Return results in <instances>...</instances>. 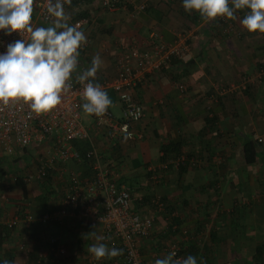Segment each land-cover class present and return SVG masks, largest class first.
I'll list each match as a JSON object with an SVG mask.
<instances>
[{"label": "crops", "instance_id": "crops-1", "mask_svg": "<svg viewBox=\"0 0 264 264\" xmlns=\"http://www.w3.org/2000/svg\"><path fill=\"white\" fill-rule=\"evenodd\" d=\"M84 6L79 11L88 9L90 19L81 28L87 46L80 50L79 70L99 54L104 63L96 82L115 77L123 53L148 49L153 32L164 43L183 38L188 45L183 59L146 75L134 91L144 113L135 126L141 140L106 144L91 130L104 158L119 171V185L128 188L132 209L154 216L155 230L139 247L142 264H154L173 248L202 264H264V34L248 33L236 13L233 31L223 36V18L194 21L199 14L186 12L182 0H93ZM67 7L68 17L69 11L79 12ZM110 99L109 110L117 115L119 102L112 93ZM81 144L76 146L83 152ZM40 148L0 157V220L18 219L12 228L0 226V260L85 264L99 225L86 228L74 217L49 224L24 218L57 209L63 195L50 179L24 181L35 172L30 161ZM182 156L184 163L176 165ZM69 166L81 178L91 175L84 163ZM154 197L164 210L151 203ZM51 238L65 248L64 255L54 254ZM97 264H123V256Z\"/></svg>", "mask_w": 264, "mask_h": 264}, {"label": "built area", "instance_id": "built-area-1", "mask_svg": "<svg viewBox=\"0 0 264 264\" xmlns=\"http://www.w3.org/2000/svg\"><path fill=\"white\" fill-rule=\"evenodd\" d=\"M102 5L112 7L108 1H103ZM33 8V14L38 19L52 23L53 18L45 11L46 0H34ZM88 23V18H71V24L79 25L80 28ZM227 25L224 33L232 30L230 22ZM21 38L17 33L5 36L0 32V52L5 51L9 43ZM158 39V33L153 32L148 49L133 48L120 55L116 61L115 77L110 81L98 82L105 91H110L116 97L120 105V117H115L108 108L102 117L91 115L92 127H84L80 114L83 85L75 77L72 78V87L54 113L35 115L26 105L0 110V157L16 155L35 146L42 147L35 151V157L30 161V164L35 165V172L26 175L24 181L31 183L36 179L43 182L48 177L59 186L60 191L61 187L63 189L57 209L44 212L38 219L27 213L24 216L26 221L49 224L61 223L65 217H74L86 228L99 225V236L104 237L100 242L119 247L123 264H142L139 247L141 241L155 230V220L151 214L143 215L130 208V192L124 185L117 184L119 171H113L111 162L104 158L91 130L98 131L100 140L106 144L142 139V134L135 131V126L144 116L142 105L134 97L136 87L146 75L163 68L171 59H183L188 52V45L183 38L171 43L157 42ZM86 46L87 43L82 48ZM178 90L185 92L182 85H178ZM79 143L87 145L84 153L76 146ZM184 161L182 156L176 159L175 164L182 165ZM80 163L88 166L90 177L81 178L69 168L71 164ZM151 203L159 210H164V203L159 197H154ZM17 220V217L8 221L0 220V226L12 228ZM50 244L54 254L66 253L56 239L51 238ZM173 250L177 257H181L177 249ZM97 263L98 260L90 254L85 264Z\"/></svg>", "mask_w": 264, "mask_h": 264}, {"label": "clouds", "instance_id": "clouds-1", "mask_svg": "<svg viewBox=\"0 0 264 264\" xmlns=\"http://www.w3.org/2000/svg\"><path fill=\"white\" fill-rule=\"evenodd\" d=\"M65 0H46L45 11L53 18L50 26L32 23L34 0H0V32L17 33L21 39L9 43L0 52V110L26 105L32 114L54 113L72 87V78L83 85V103L87 115L102 117L112 104L107 91L96 82L103 66L99 54L89 67L80 68V50L87 37L79 25L69 23ZM186 12H196L205 21L235 19L246 10L241 26L250 34H264V0H182ZM104 237L97 236L88 252L96 259L114 258L122 250L108 247ZM0 264H11L7 259ZM154 264H202L194 255L177 257L176 251L157 258Z\"/></svg>", "mask_w": 264, "mask_h": 264}, {"label": "trees", "instance_id": "trees-1", "mask_svg": "<svg viewBox=\"0 0 264 264\" xmlns=\"http://www.w3.org/2000/svg\"><path fill=\"white\" fill-rule=\"evenodd\" d=\"M93 2V0H65V5L67 6V5H69L70 7H67V8H70V10H74L75 8H77L78 9V11L79 10H81L82 8H81V6H84V5H89V4H91ZM85 7V6H84ZM68 11V10H67ZM241 11H238L237 13H240ZM241 14V13H240ZM76 15V16H75ZM75 15H73L74 16V19L76 18H89L90 19V12L88 11V9L87 10H83V11H79L77 14H75ZM197 19H199V20H203L200 16L198 17V16H195L194 18H193V20L194 21H197ZM230 22V24H231V26H232V30L230 31H228V33H224V31L226 30V28H228V25H227V23H229ZM233 28H234V26H233V19H230V20H226L225 19V21H224V19H223V36H228V35H230L231 34V32L233 31ZM157 42H161V41H159V40H157ZM80 147H82L83 149H84V151L82 152L81 151V153H84L85 151H86V149H87V145L84 143V144H81L80 145ZM79 147V148H80ZM162 150H163V153H165V154H167L168 153V148H162ZM48 180H49V178L47 177L43 182L45 183V182H48ZM120 180V179H119ZM15 182H16V184L18 185V186H21L22 188H24V183H23V181H21V180H19V179H17V180H15ZM118 185L119 184H122L121 182H119L118 181V183H117ZM61 192V191H60ZM61 199V198H60Z\"/></svg>", "mask_w": 264, "mask_h": 264}, {"label": "rangeland", "instance_id": "rangeland-1", "mask_svg": "<svg viewBox=\"0 0 264 264\" xmlns=\"http://www.w3.org/2000/svg\"><path fill=\"white\" fill-rule=\"evenodd\" d=\"M78 10V9H77ZM69 15H70V17H69V20L71 21V18L73 17L72 15H71V12L69 11ZM238 15H240V17L242 18L243 17V15H242V13L240 14H238ZM34 26H42V27H47V26H50L51 25V23L50 22H46V21H42V20H40V19H38V18H36V19H34ZM220 27H221V31H223V22H221V24L219 25ZM233 26H234V23H233ZM108 93V95H109V97H110V95H111V93L110 92H107ZM110 93V94H109ZM115 99V98H114ZM114 102H116V100H114ZM118 102V101H117ZM117 105L119 104V103H116ZM110 109V108H109ZM111 111V110H110ZM114 113H116L117 114V112H114ZM80 114H81V122H82V125L84 126V127H86V128H89V126L90 125H92L93 124V119H92V117L90 116V115H87V114H85L84 112H83V110H82V108L80 109ZM115 117H120L121 116V110H120V106H119V113L117 114V115H115V114H113ZM136 197V196H135ZM148 202V201H147ZM151 206V205H150ZM150 206H148V205H146V210H151V212H153V208L152 207H150ZM130 208L132 209L133 208V203H132V201L130 202ZM143 212V211H142ZM151 212H147V213H151Z\"/></svg>", "mask_w": 264, "mask_h": 264}]
</instances>
